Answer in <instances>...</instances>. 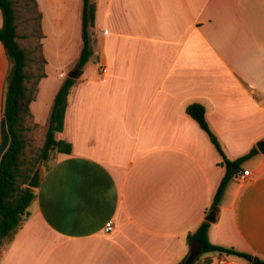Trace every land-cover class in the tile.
I'll use <instances>...</instances> for the list:
<instances>
[{
	"label": "crops",
	"instance_id": "0c3cea01",
	"mask_svg": "<svg viewBox=\"0 0 264 264\" xmlns=\"http://www.w3.org/2000/svg\"><path fill=\"white\" fill-rule=\"evenodd\" d=\"M36 1L46 77L32 122L47 131L75 73L56 134L72 152L51 155L0 264H180L225 174L187 107H205L231 160L264 139V0H92L93 55L81 75L83 0ZM10 70L0 42V123ZM249 163L251 176L228 184L209 239L264 261V154ZM221 257L251 264L202 260Z\"/></svg>",
	"mask_w": 264,
	"mask_h": 264
},
{
	"label": "trees",
	"instance_id": "16d2710c",
	"mask_svg": "<svg viewBox=\"0 0 264 264\" xmlns=\"http://www.w3.org/2000/svg\"><path fill=\"white\" fill-rule=\"evenodd\" d=\"M0 10L3 17L0 42L11 63L3 101V115L7 120L11 143L0 162L1 254L14 241L20 227L30 215L28 209L36 198V192L28 188L27 184L40 159L49 161L54 153L72 152V144L57 140L56 134L64 130L68 95L75 79L66 78L55 96L43 146L37 150H29L28 122L32 120L31 104L36 98L40 81L46 77V60L41 43L42 14L36 0H0ZM95 12L94 2L83 0V48L76 66L78 75L82 74L83 67L93 55L91 28L95 25ZM34 39L37 41L35 44ZM21 41L27 42L29 50L23 47ZM186 113L209 136L222 157L221 166L224 167L225 174L210 208L219 210L228 184L244 171L243 163L257 155L258 150L254 147L248 154L236 160L229 159L206 120L205 107L198 103L191 104ZM210 226L205 220L194 232L187 235L190 250L194 246L200 250L193 264H210V259L202 260V257L214 252L221 256H237L251 264H264L263 260L249 253L213 244L209 239Z\"/></svg>",
	"mask_w": 264,
	"mask_h": 264
},
{
	"label": "water",
	"instance_id": "95a60500",
	"mask_svg": "<svg viewBox=\"0 0 264 264\" xmlns=\"http://www.w3.org/2000/svg\"><path fill=\"white\" fill-rule=\"evenodd\" d=\"M68 77L75 79L77 75L72 73ZM10 143H11V137L7 127V120L6 117H2L0 123V162L3 155L8 150ZM256 147L261 154H264V139L259 141ZM45 173H46L45 159L41 158V160L39 161V163L37 164L36 168L34 169L31 175L27 187L34 191L39 190L41 188ZM217 214L218 213L216 209H211L207 214L205 220L208 221L209 223H215L217 221ZM199 253H200L199 248L197 246H194L190 250L188 257L180 264H193L195 259L199 256Z\"/></svg>",
	"mask_w": 264,
	"mask_h": 264
},
{
	"label": "rangeland",
	"instance_id": "374dc122",
	"mask_svg": "<svg viewBox=\"0 0 264 264\" xmlns=\"http://www.w3.org/2000/svg\"><path fill=\"white\" fill-rule=\"evenodd\" d=\"M33 42H34V44L37 43V41L35 39L33 40ZM21 43H22L23 47H25L27 50H29V47H28V44L26 41H21ZM36 55H38L37 52H36ZM28 127H29V133H28L29 150H32V149L37 150L43 146V143L45 141L46 129H44V128L41 129L38 125H35L32 122V120H30L28 122ZM249 164H250L249 160H247L243 163L242 166L245 168H251V166ZM47 165H48V161H45V167ZM219 255H220L219 253L214 252V253L206 254L204 256H216L217 257Z\"/></svg>",
	"mask_w": 264,
	"mask_h": 264
},
{
	"label": "built area",
	"instance_id": "2783aa9c",
	"mask_svg": "<svg viewBox=\"0 0 264 264\" xmlns=\"http://www.w3.org/2000/svg\"><path fill=\"white\" fill-rule=\"evenodd\" d=\"M106 73V69H102V74ZM251 176V172L249 170H244L238 177L237 179L241 182L245 181L248 177ZM114 223L113 222H108L105 225L104 228V232L105 233H111L114 230ZM226 260L224 258L221 257V259H219V264H225Z\"/></svg>",
	"mask_w": 264,
	"mask_h": 264
}]
</instances>
